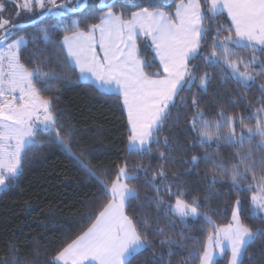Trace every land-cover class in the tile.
<instances>
[{"label":"snow or ice","instance_id":"obj_1","mask_svg":"<svg viewBox=\"0 0 264 264\" xmlns=\"http://www.w3.org/2000/svg\"><path fill=\"white\" fill-rule=\"evenodd\" d=\"M100 3L108 10L99 17V23L85 24L84 28L79 20L64 17L62 9L76 11L70 0H64V3L23 0L17 7L28 12L39 9L40 15L51 13L57 17L58 23L51 27L53 30L62 27L65 33L59 41L62 65L77 72L79 78L98 86L99 90L115 91L123 98L131 133L129 156L151 152V144L159 142L154 133L160 131L186 88L190 90L197 79L198 86L206 88L211 79L208 73L199 78L194 74L198 65L192 61L197 57L209 66L228 71L240 84L247 85L248 81L264 75V61H257L255 55L251 60H245L236 51L250 48L253 53L259 50L264 55V0H180L174 12L141 7L128 15L113 10L115 0L112 4H106L104 0ZM4 9L5 5L0 4V188L18 178L28 151L43 147L37 137L47 136L49 143L59 145L98 180L105 197L91 224L56 254L54 262L131 264L132 258L148 247L143 226L126 212L129 201L138 195L130 186L131 181L138 179L135 169L129 168L126 162L119 167L115 179L99 180L76 156L72 151L71 134L58 124L51 98L42 95L53 74L43 71L41 65L30 69L21 60V51L29 39L32 42L42 39L46 45L54 46L49 29H38L37 35L31 38L16 37L13 31L16 24L3 17ZM209 13L217 21L219 16L226 14L230 23L227 26L218 23L214 33H210L204 26ZM141 41L144 47L151 48L154 60L159 61L157 71L148 70L151 64L142 58ZM202 45L210 47V54L201 51ZM42 51L37 49L38 53ZM256 63L260 64V71L253 75L249 69ZM184 103H187L186 99ZM197 103L198 98L193 96L191 105L195 115L191 120V133L194 146L205 151L191 157L192 165L198 166L203 161L205 167L210 165L218 170L211 174L210 189L214 188L218 176H226L233 188L250 191L252 216L264 223V103L248 116H229L220 111L216 120L206 119ZM246 120H255V123H246ZM220 141L239 149L247 143V151H237L238 159L231 168L205 148ZM258 154L259 158L254 159ZM160 156L164 158L165 154L160 153ZM159 175H165L162 169ZM241 181H249L246 188ZM164 191L169 199L175 196V203L168 205L172 215L181 222L189 217H202L208 226L206 238L199 248L189 252L199 264H219L217 257L229 253L227 264H242L241 258L248 248L258 237L264 236V229L254 230L241 218L244 212L240 199L231 210V220L217 224L206 212H201L205 205L198 195L173 190L168 185L164 186ZM157 194L160 195L159 189ZM204 196L209 198V193L205 192ZM159 231L163 234V229Z\"/></svg>","mask_w":264,"mask_h":264},{"label":"trees","instance_id":"obj_2","mask_svg":"<svg viewBox=\"0 0 264 264\" xmlns=\"http://www.w3.org/2000/svg\"><path fill=\"white\" fill-rule=\"evenodd\" d=\"M99 1L87 0L86 5L74 13L68 9L61 11L66 19L75 17L84 28L85 24L98 22L105 10ZM177 1L115 0L113 10L118 14L123 11L126 15L141 7H162L172 11ZM0 2L5 5L2 14L9 16L11 22L32 20L16 26L14 35L21 33L31 38L37 35L38 29H49L54 46L46 45L42 39L35 42L29 39L21 51V60L30 69L41 65L43 71L53 74L48 78L49 87L42 95L51 98L58 124L71 134L72 151L76 156L99 180L115 179L119 167L126 162L129 168L135 169L138 179L131 181L130 186L138 195L129 201L126 212L143 226L148 247L134 256L131 264L199 263L189 252L199 248L200 242L206 238L208 226L202 217H189L181 222L172 215L168 205L174 203L175 196L169 199L164 191L165 185L173 190L198 195L205 205L201 212H206L217 224L229 221L234 202L240 199L244 212L241 218L254 230L264 229V223L252 216L250 191L233 188L226 176H218L214 188L210 189L211 174L218 170L210 165L205 167L203 161L198 166L191 163L193 155H201L205 151L194 146L191 133V120L195 115L191 105L193 96L198 98L197 107L205 113L206 119H218L220 111L229 116H248L264 103V88H261L264 75L257 76L255 81H248L247 85L240 84L228 71L219 66H209L197 57L192 61V64L198 65L194 74L199 78L208 73L211 79L206 88L198 86L199 79L190 90L186 88L163 121L160 131L154 133L159 142L151 144V152L129 156L130 129L122 97L117 92L99 90L95 84L79 78L77 72L62 65L63 53L59 41L65 33L62 27L55 30L51 27L58 23V18L51 13L40 15L38 9L33 12L21 10L17 7V0ZM71 5L77 7L80 3ZM206 15L209 18L205 19L204 26L210 33H214L218 23L225 26L230 23L226 14L219 16L218 21L210 13ZM141 44L142 58L151 64L148 70L157 71L159 61L154 60L150 47H144L143 41ZM37 49L43 51L38 53ZM201 51L210 54V47L202 45ZM236 51L245 60H251L255 55L257 61H264V55L259 50L255 53L250 48ZM249 71L256 75L260 64H253ZM246 123L254 124L255 120H246ZM239 131L237 127V134ZM37 140L43 143V147L28 151L18 178L0 189V264H57L54 262L56 254L86 230L105 199L98 180L73 156L59 145L49 143L45 135H39ZM247 147L246 143L243 149H239L224 141L205 146L229 168L238 159L237 151L246 152ZM160 153H164L165 157L161 158ZM258 158L259 154L254 157ZM161 169L164 176L159 175ZM249 181H241L240 184L246 188ZM205 192L209 193L207 199ZM160 229H163V234ZM241 259L242 264H264V236L258 237ZM217 260L219 264H227V256L217 257Z\"/></svg>","mask_w":264,"mask_h":264},{"label":"rangeland","instance_id":"obj_3","mask_svg":"<svg viewBox=\"0 0 264 264\" xmlns=\"http://www.w3.org/2000/svg\"><path fill=\"white\" fill-rule=\"evenodd\" d=\"M19 3H22L23 2V0H17ZM108 1H110V0H105V3H107ZM80 3V5H78L77 7H79V6H81L82 5V3H83V1L81 0H70V3L71 4H77V3ZM58 3H64V0H58ZM0 4H2L1 2H0ZM102 7H104V6H102ZM105 8V7H104ZM39 10V9H38ZM108 9L107 8H105V10L100 14V16L105 12V11H107ZM40 11V10H39ZM3 17L4 18H8V19H10V21H11V18H9V16H4L3 15ZM70 19H76L75 17H72V18H70ZM16 37H19V36H24L23 34H17V35H15ZM25 37V36H24ZM9 43L11 42V40H9L8 41ZM130 129V128H129ZM128 146H129V141H128ZM1 189V188H0ZM174 203H175V201H174ZM173 203V204H174ZM235 206V202H234V205H233V207ZM232 207V208H233ZM231 220V216H230V219H229V221ZM228 221V222H229ZM227 223V222H226ZM222 224H225V223H222ZM76 239V238H75ZM71 243V242H70ZM62 250V249H61ZM60 250V251H61ZM218 257H220V256H218ZM230 258V253L227 255V260ZM57 264H61V262H56ZM199 264V263H198Z\"/></svg>","mask_w":264,"mask_h":264},{"label":"water","instance_id":"obj_4","mask_svg":"<svg viewBox=\"0 0 264 264\" xmlns=\"http://www.w3.org/2000/svg\"><path fill=\"white\" fill-rule=\"evenodd\" d=\"M104 2H105V0H104ZM111 2H112V0L108 1L106 4H111ZM86 3H87V0H83L82 5L79 6V7H76V10L79 9V8H81V7H83V6H85ZM99 5H100V6H103V5L100 3V1H99ZM45 14H46V13H45ZM45 14H44V15H45ZM31 21H32V20H31ZM31 21L16 22L15 24H16V26H21V25L28 24V23H30Z\"/></svg>","mask_w":264,"mask_h":264},{"label":"crops","instance_id":"obj_5","mask_svg":"<svg viewBox=\"0 0 264 264\" xmlns=\"http://www.w3.org/2000/svg\"><path fill=\"white\" fill-rule=\"evenodd\" d=\"M180 2V0H178L177 2H176V4H178ZM176 4H175V6H176ZM150 8H161L162 10H164V11H168V10H166V9H164V8H162V7H150ZM140 10V8H138V9H135L134 11H139ZM133 11V12H134ZM175 11V7H174V9L172 10V12H174ZM106 12V11H105ZM102 15H104V13L102 14ZM101 15V16H102ZM96 23H99V20H98V22H96ZM63 39V38H62ZM82 79V78H81ZM85 80V79H84ZM98 87V86H97ZM113 92H115V91H113ZM122 102H123V98H122ZM124 107V106H123ZM124 109H125V112H126V116H127V110H126V108L124 107ZM127 121H128V117H127ZM129 125V124H128ZM129 128H130V125H129ZM131 133H129V135H130Z\"/></svg>","mask_w":264,"mask_h":264},{"label":"flooded vegetation","instance_id":"obj_6","mask_svg":"<svg viewBox=\"0 0 264 264\" xmlns=\"http://www.w3.org/2000/svg\"><path fill=\"white\" fill-rule=\"evenodd\" d=\"M76 8V7H75Z\"/></svg>","mask_w":264,"mask_h":264}]
</instances>
